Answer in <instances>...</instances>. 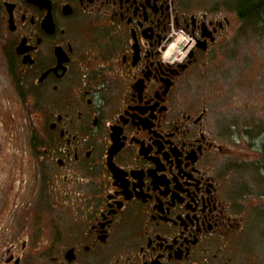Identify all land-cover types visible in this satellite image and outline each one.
I'll list each match as a JSON object with an SVG mask.
<instances>
[{"label":"flooded vegetation","instance_id":"1","mask_svg":"<svg viewBox=\"0 0 264 264\" xmlns=\"http://www.w3.org/2000/svg\"><path fill=\"white\" fill-rule=\"evenodd\" d=\"M233 2L0 0V264L257 263L204 90Z\"/></svg>","mask_w":264,"mask_h":264},{"label":"rangeland","instance_id":"2","mask_svg":"<svg viewBox=\"0 0 264 264\" xmlns=\"http://www.w3.org/2000/svg\"><path fill=\"white\" fill-rule=\"evenodd\" d=\"M243 0H234L236 8L242 7ZM253 29L242 27L245 32L236 33L228 49L214 61L212 70H219L204 90H222L226 83H232L226 92L234 100L228 102L226 117L237 121L232 127L235 154L239 164L231 171L233 197L241 202L249 222L239 251L256 264H264V23ZM246 27V28H245ZM172 44L166 52L176 50ZM227 81V82H226ZM204 88V87H203ZM5 98L8 93L6 92ZM222 106V101L219 105ZM245 109V110H242ZM225 110V109H224ZM240 144V147H238Z\"/></svg>","mask_w":264,"mask_h":264},{"label":"trees","instance_id":"3","mask_svg":"<svg viewBox=\"0 0 264 264\" xmlns=\"http://www.w3.org/2000/svg\"><path fill=\"white\" fill-rule=\"evenodd\" d=\"M238 17L241 19L239 31L245 32L244 25L250 29L264 23V0H243L242 7L238 9ZM243 27V28H242ZM245 27V28H246ZM262 161L264 164V151L262 152Z\"/></svg>","mask_w":264,"mask_h":264}]
</instances>
